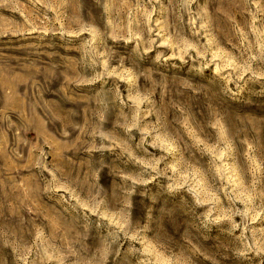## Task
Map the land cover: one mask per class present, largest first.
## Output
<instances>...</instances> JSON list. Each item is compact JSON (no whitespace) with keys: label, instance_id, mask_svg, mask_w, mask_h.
Here are the masks:
<instances>
[{"label":"rangeland","instance_id":"1","mask_svg":"<svg viewBox=\"0 0 264 264\" xmlns=\"http://www.w3.org/2000/svg\"><path fill=\"white\" fill-rule=\"evenodd\" d=\"M0 264H264V0H0Z\"/></svg>","mask_w":264,"mask_h":264}]
</instances>
